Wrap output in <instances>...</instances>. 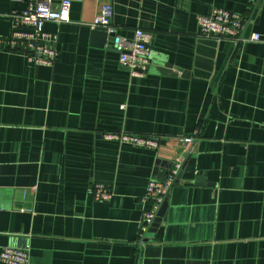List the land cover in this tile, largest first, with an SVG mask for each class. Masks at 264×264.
Wrapping results in <instances>:
<instances>
[{"label": "crops", "instance_id": "1", "mask_svg": "<svg viewBox=\"0 0 264 264\" xmlns=\"http://www.w3.org/2000/svg\"><path fill=\"white\" fill-rule=\"evenodd\" d=\"M104 3L116 35L152 34L142 76L119 62L114 38H94ZM26 6L0 0V35ZM213 7L247 17L242 39L201 34L197 16ZM46 30L58 36L51 66L0 50V252L25 248L30 264H264V0H72L71 20ZM193 134L162 220L141 241L147 186ZM93 183L112 197L95 199Z\"/></svg>", "mask_w": 264, "mask_h": 264}, {"label": "built area", "instance_id": "2", "mask_svg": "<svg viewBox=\"0 0 264 264\" xmlns=\"http://www.w3.org/2000/svg\"><path fill=\"white\" fill-rule=\"evenodd\" d=\"M72 0H60L54 3L52 0H27V6L11 14L13 30L9 37L0 35V50L21 52L28 60L38 65L51 66L59 56L58 36L46 30L48 22H69L71 20ZM114 9L111 3H104L100 13L94 18L91 27L98 26L108 28V32L116 33L111 26ZM201 34L206 37H215L218 40L223 37L238 41L243 38L247 25V17L237 11L220 7H213L209 14L197 16ZM250 39L261 40V35L254 33ZM152 34L143 29H137L132 38L116 35L114 44L120 50L119 62L129 68L135 76L145 74L153 62L151 48ZM195 136H186L182 139L185 146V154L180 155L172 163L168 174L164 179H152L142 198L153 201L150 210L144 213L140 240L151 229L158 211L168 197L171 188L175 184L179 172L183 169L186 154L191 153L195 145ZM104 137L123 144H131L137 147L155 149L159 142L152 136H144L131 132H107ZM95 199L107 201L112 197L110 189L101 183H93L90 187ZM0 264H30L29 251L17 246H6L0 252Z\"/></svg>", "mask_w": 264, "mask_h": 264}, {"label": "water", "instance_id": "3", "mask_svg": "<svg viewBox=\"0 0 264 264\" xmlns=\"http://www.w3.org/2000/svg\"><path fill=\"white\" fill-rule=\"evenodd\" d=\"M92 34H93L94 38L96 39L97 43H99V45H101V46L107 45L110 38L116 39V33L108 32V28L103 27V26H98V27L94 28L92 30ZM171 166H172V164L169 166V168L166 172V175L168 174V171L171 168ZM182 174H183V169L179 172L176 183L181 178ZM166 175H165V177H166ZM166 199L164 200V202L162 203V205L158 211L157 217L153 223V228L156 227L162 220L165 209L167 207V200Z\"/></svg>", "mask_w": 264, "mask_h": 264}]
</instances>
